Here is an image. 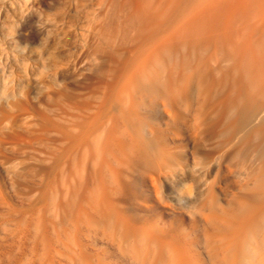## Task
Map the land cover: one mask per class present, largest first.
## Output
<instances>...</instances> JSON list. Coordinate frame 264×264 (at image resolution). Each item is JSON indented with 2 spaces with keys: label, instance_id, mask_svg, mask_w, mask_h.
I'll list each match as a JSON object with an SVG mask.
<instances>
[{
  "label": "bare ground",
  "instance_id": "6f19581e",
  "mask_svg": "<svg viewBox=\"0 0 264 264\" xmlns=\"http://www.w3.org/2000/svg\"><path fill=\"white\" fill-rule=\"evenodd\" d=\"M81 1L73 62L88 72L70 86L83 93L51 90L44 110L0 107V163L15 192L34 193L15 212L0 184L11 241L0 260L264 264V0ZM186 141L207 262L189 229L137 208L149 207L142 184L167 206L159 187L184 174ZM220 164L240 177L224 203L196 177Z\"/></svg>",
  "mask_w": 264,
  "mask_h": 264
},
{
  "label": "rangeland",
  "instance_id": "374dc122",
  "mask_svg": "<svg viewBox=\"0 0 264 264\" xmlns=\"http://www.w3.org/2000/svg\"><path fill=\"white\" fill-rule=\"evenodd\" d=\"M81 2V0H0V107L8 108V102L16 98L35 109L44 110L51 90L78 95L83 93L70 86L75 80L80 81L88 72L84 62L74 65V59L81 47V34L84 32L78 8ZM53 63L58 66L57 71L52 68ZM73 70L76 72L74 79L71 76ZM185 143L186 172L170 182H162L159 187V193L167 206L160 205L154 190L142 184L141 191L149 198V207L137 208L147 218L157 215L164 224H179L189 229L192 234L190 243L195 246V251L201 255L202 260L207 262L200 239L205 226L193 211L203 190L197 191L196 194L194 190H190L191 193L185 190L184 185L187 184L190 189L193 188L188 178L197 170L190 156L192 143L191 141ZM20 177L31 185L40 184V177L37 175L23 171ZM196 177L214 182L221 203L235 192L236 184L240 181L234 170L225 164L215 166L207 173H200V176ZM11 179V175L0 163L2 194L7 204L18 212L28 206L34 198V193L23 195L15 192ZM2 207L0 205V213H4L1 211ZM191 225L194 227L191 228ZM10 242V238L0 231V250H8ZM0 264L10 263L4 258L0 260Z\"/></svg>",
  "mask_w": 264,
  "mask_h": 264
}]
</instances>
